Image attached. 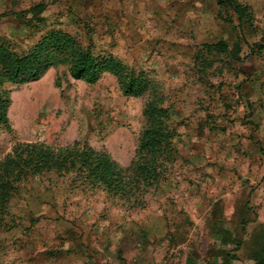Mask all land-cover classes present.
I'll use <instances>...</instances> for the list:
<instances>
[{
	"label": "rangeland",
	"instance_id": "1",
	"mask_svg": "<svg viewBox=\"0 0 264 264\" xmlns=\"http://www.w3.org/2000/svg\"><path fill=\"white\" fill-rule=\"evenodd\" d=\"M50 30L143 72L149 91L125 96L118 77L89 85L65 66L5 84L0 169L17 144L74 143L126 168L149 106L164 110L170 139L141 195L23 172L1 198L0 264H253L264 244V0H0V45L22 53Z\"/></svg>",
	"mask_w": 264,
	"mask_h": 264
},
{
	"label": "trees",
	"instance_id": "2",
	"mask_svg": "<svg viewBox=\"0 0 264 264\" xmlns=\"http://www.w3.org/2000/svg\"><path fill=\"white\" fill-rule=\"evenodd\" d=\"M65 66L75 81L96 84L105 74L118 77L125 96L138 98L149 91L150 82L143 72L128 70L113 55L95 53L69 34L60 30L46 32L40 40L22 53L12 52L0 45V128L10 130L7 118L10 107L9 92L5 84L22 85L40 80L48 70ZM164 110L149 106L144 111L145 125L135 157L126 168L120 166L105 152L95 151L86 144L74 143L64 148L45 144H17L13 155L0 169V210L1 198L23 172L31 175L55 174L65 177L74 175L79 187L102 188L114 195L126 193L141 195L159 181L156 172L157 158L162 145L166 144L169 132L164 123ZM18 150H21L18 153ZM153 155V157H151ZM27 174V175H28ZM133 180V183L128 181ZM2 212H0L1 214ZM253 264H264V244L255 253Z\"/></svg>",
	"mask_w": 264,
	"mask_h": 264
}]
</instances>
